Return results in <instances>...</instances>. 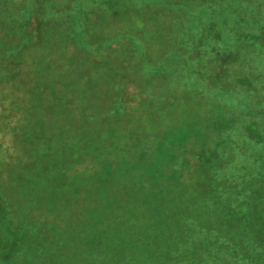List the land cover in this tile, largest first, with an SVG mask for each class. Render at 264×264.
Instances as JSON below:
<instances>
[{
	"label": "trees",
	"instance_id": "16d2710c",
	"mask_svg": "<svg viewBox=\"0 0 264 264\" xmlns=\"http://www.w3.org/2000/svg\"><path fill=\"white\" fill-rule=\"evenodd\" d=\"M166 1L174 32L176 13L204 15ZM108 2L138 20L139 2L165 3L0 0V264H99L105 246L114 257L149 242L180 251L167 264H196L185 258L201 250L264 258V0L205 10L225 46L203 58L182 45L152 52L144 25L105 33L93 15ZM185 110L194 117L174 123ZM82 125L84 146L69 150ZM116 137L139 146L137 164L124 147L105 155ZM90 201L131 234L114 245L88 220L60 227L58 207L80 215Z\"/></svg>",
	"mask_w": 264,
	"mask_h": 264
},
{
	"label": "rangeland",
	"instance_id": "374dc122",
	"mask_svg": "<svg viewBox=\"0 0 264 264\" xmlns=\"http://www.w3.org/2000/svg\"><path fill=\"white\" fill-rule=\"evenodd\" d=\"M130 0H126V4H129ZM165 3H150L146 4L144 2H139V8L142 9L146 14L143 17V19L138 20L137 16L132 13V11L129 13L127 10H124L123 5H119L118 2H108L103 7H101L100 10L96 13V15H93L94 20L98 23V27L101 29H104L106 32H114L117 29H125V31H133L136 28H143L142 26H146L147 28H144L147 30L146 33L153 34V40L151 42L152 52H155L158 49V45H162L163 47L166 46L167 48H171L172 46L176 45H182L184 47V51L187 49H198L199 55L198 57H206L209 55H212L213 53L217 52V49L224 48V40H220L218 38L217 32L219 31L218 25L216 26H210L213 22L211 21L210 17L207 15L205 10L207 12H214L218 10L219 8H225L227 5H229L230 1L228 3H222L221 0H177L178 6H186L188 10H190L191 13L197 14V12H201L203 10V16L201 17H195L193 18V21L191 22L190 16H185L183 13H176L175 15L178 17L179 20V26H177L174 30H178L177 32H174L172 29H169V25L167 24L168 17L171 15V8H169V3L166 0H163ZM134 3V2H132ZM131 3V4H132ZM133 5V4H132ZM261 6V5H260ZM262 11L264 12V3H262ZM154 14V15H148ZM189 19V24H188ZM118 22V26H115L114 23ZM131 21V22H130ZM221 24V22H219ZM136 25V26H135ZM215 25V24H213ZM115 26V27H114ZM185 26L188 27V31L185 30ZM195 26V27H193ZM209 26V27H208ZM223 27L227 28L228 25H223ZM193 29V30H190ZM228 30V29H226ZM190 35V36H189ZM159 36V38H157ZM189 36V37H188ZM160 40V42L158 41ZM259 44V43H258ZM171 46V47H168ZM188 47V48H185ZM210 50L209 54H205L203 52H206ZM231 54H227V56H230ZM129 55L123 54V59H128ZM231 57V56H230ZM64 69H67L66 66H64ZM69 70V68H68ZM67 70V73L69 72ZM179 113L175 116V113ZM174 115L172 116L173 122L177 123L181 119L183 120H190L194 117V115H186L189 113V111H175ZM199 114V113H198ZM180 115V116H179ZM200 115V114H199ZM83 125L79 129V136L76 139L74 135L71 134V143L69 150H78V146L80 147L83 145V141L86 139H82V134L84 132ZM77 141V143H76ZM87 141L89 144H91L90 136L87 138ZM78 144V146H77ZM132 139L131 137H116L114 139H111L110 145L108 146L109 152L107 151L105 155H111L113 156V152L120 154L118 150L121 147H124L127 151L124 153L125 157L123 158V162L128 164H137V156L138 154V147L135 146L134 148L131 147ZM131 149H133V153L130 154ZM264 150V148H263ZM130 154V155H129ZM116 155V154H115ZM114 155V156H115ZM113 156V157H114ZM112 157V158H113ZM95 167L91 168L90 170H87L84 172V176L88 179H91V182L98 177V174L95 171ZM125 186V185H124ZM122 186V182L120 181V185L116 186V192H121L124 188ZM93 190L92 187H86L83 192H91ZM112 188H110V192H112ZM116 194V193H115ZM97 204L94 201L89 202V206L86 207L81 214L79 215V212H70L65 214L64 210L62 208L57 209L56 215H59L58 223L61 226L67 225L68 223L74 222V221H85L87 225H91L94 227L101 226L102 229H112L110 232L109 237V243H112L114 245H117L118 240L120 239L121 231L120 229L124 228L123 236H128L131 233L128 232L129 228L132 227L128 223L123 225L117 226L116 224L119 222L117 218H115V210L114 207L111 209H105L104 207H98L99 213L97 215L93 216V211L97 207ZM105 206V205H104ZM138 220V218H136ZM144 222L142 221H136V225L133 226L136 228V231L141 229L144 226ZM130 226V227H129ZM56 231L58 228H54ZM120 232H119V231ZM206 235V234H205ZM128 240L133 242L131 238H128ZM107 243V242H106ZM152 243V242H151ZM136 244V243H135ZM72 248L73 246H68L64 251H74ZM53 251H60V249L53 250ZM84 251H90L89 249H85ZM109 247H104L102 252L97 253L99 258H96L99 264H119L121 262H118V257L126 260L128 264H167L168 259L170 256H174L176 259V255L180 251H160V249L157 247L155 243L150 244V242L147 244L146 248H143L142 250H129V251H120L116 252L118 256H114L113 252H108ZM232 252V255L230 254ZM241 252L247 253L246 251H195L193 253L194 258L186 257V261L190 262L191 260H195L196 264H264V258L260 259V257L253 258L254 253L249 252L248 255L241 256ZM264 255V253H263ZM93 255H89V257H92ZM245 257V258H244ZM92 264V263H91ZM96 264V263H93Z\"/></svg>",
	"mask_w": 264,
	"mask_h": 264
}]
</instances>
